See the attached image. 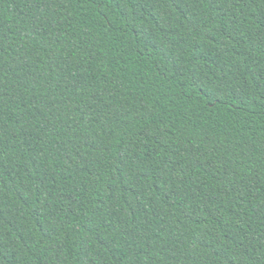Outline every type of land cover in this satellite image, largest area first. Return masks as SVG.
I'll use <instances>...</instances> for the list:
<instances>
[{"label": "trees", "instance_id": "trees-1", "mask_svg": "<svg viewBox=\"0 0 264 264\" xmlns=\"http://www.w3.org/2000/svg\"><path fill=\"white\" fill-rule=\"evenodd\" d=\"M0 264H264V0H0Z\"/></svg>", "mask_w": 264, "mask_h": 264}, {"label": "bare ground", "instance_id": "bare-ground-1", "mask_svg": "<svg viewBox=\"0 0 264 264\" xmlns=\"http://www.w3.org/2000/svg\"><path fill=\"white\" fill-rule=\"evenodd\" d=\"M83 84V83H82Z\"/></svg>", "mask_w": 264, "mask_h": 264}]
</instances>
